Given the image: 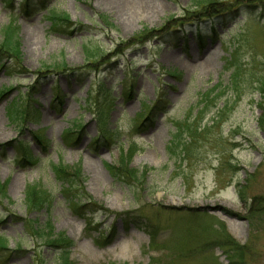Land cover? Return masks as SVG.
<instances>
[{"label":"rangeland","instance_id":"rangeland-1","mask_svg":"<svg viewBox=\"0 0 264 264\" xmlns=\"http://www.w3.org/2000/svg\"><path fill=\"white\" fill-rule=\"evenodd\" d=\"M122 1L0 0L21 60L0 69V264H65L59 236L68 264H264V0ZM56 165L82 170V213Z\"/></svg>","mask_w":264,"mask_h":264},{"label":"trees","instance_id":"trees-1","mask_svg":"<svg viewBox=\"0 0 264 264\" xmlns=\"http://www.w3.org/2000/svg\"><path fill=\"white\" fill-rule=\"evenodd\" d=\"M9 0H5V3H9ZM48 18L51 20V30L54 32H57L59 30H65V27L67 26V23L70 22L69 16L60 15L56 11L50 12ZM66 25V26H65ZM17 29H16V28ZM17 31L18 27L14 26L13 30L7 34V38L5 41L2 42L0 45V69H6L7 68V62L13 61L14 65L21 68V60L17 57L19 55L18 49H17ZM7 60V61H4ZM18 65V66H17ZM13 70H15L12 66H10V75H13ZM24 72V71H19ZM236 83V82H235ZM218 88V86L216 87ZM214 91V90H213ZM205 98H211V93L205 96ZM17 103H20L19 101ZM22 108L18 106L16 103H12L11 106L8 109L9 113V119L11 120H24L25 116L28 114V111L26 110L23 112ZM184 128V127H183ZM181 129L180 132H177L175 135V143H174V149L179 148L183 145V142L181 141V137L190 130L189 125L187 128ZM180 129V128H179ZM178 129V130H179ZM70 132H67L64 137L65 140L68 141L67 136H69ZM38 138H42L41 136H37ZM186 153V149L184 150ZM183 151V152H184ZM28 163H31L32 161H35L33 159L26 160ZM123 161V160H122ZM121 164L119 166H110L111 173L115 176L116 179L119 181H123L125 183L131 184L133 180H135L138 177V172L135 171L132 168H128L125 164ZM54 174L56 179L63 184V192L62 194L69 200V203L72 207V209L75 211V213H82V210L79 205V203H76L75 199L78 198L81 193L82 195H87L84 192V188L82 187L81 182L82 180V170L80 168H73L70 169L68 166L64 165H56L54 167ZM50 196V195H49ZM47 202V198L44 200V198L40 194V190L36 185H32L28 187L27 194H26V203L29 207V209L34 210L36 208H39L42 204ZM89 206H93L94 210H104L103 207L96 205L95 203H89ZM51 245L57 244L61 248V256L64 260L65 264H68L67 257L69 254V247L72 246L73 241L67 239L64 236H59V238L51 240ZM232 245L234 244V241H230ZM228 243L231 245V243ZM235 246V245H234ZM4 250L8 249V241L7 239L0 235V253ZM235 250H242L239 246L235 248ZM232 264H237L236 261H232Z\"/></svg>","mask_w":264,"mask_h":264},{"label":"bare ground","instance_id":"bare-ground-1","mask_svg":"<svg viewBox=\"0 0 264 264\" xmlns=\"http://www.w3.org/2000/svg\"><path fill=\"white\" fill-rule=\"evenodd\" d=\"M119 2L122 4L123 1L122 0H119Z\"/></svg>","mask_w":264,"mask_h":264}]
</instances>
